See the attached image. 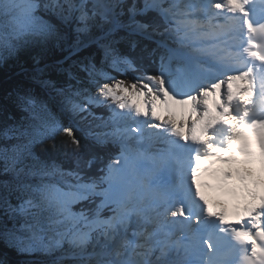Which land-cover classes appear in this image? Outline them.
Returning <instances> with one entry per match:
<instances>
[{"label":"snow or ice","instance_id":"obj_1","mask_svg":"<svg viewBox=\"0 0 264 264\" xmlns=\"http://www.w3.org/2000/svg\"><path fill=\"white\" fill-rule=\"evenodd\" d=\"M0 18V66L39 49L18 75L49 92L39 103L30 89L10 93L27 116L0 123V175L11 176L0 180V238L59 252L53 264H264V0H0ZM55 49L67 55L49 64ZM149 63L156 74L105 71ZM45 141L73 167L36 156ZM110 144L119 151L105 164ZM218 164L238 166L241 193L231 170L217 185L243 200L235 219L201 191Z\"/></svg>","mask_w":264,"mask_h":264},{"label":"trees","instance_id":"obj_2","mask_svg":"<svg viewBox=\"0 0 264 264\" xmlns=\"http://www.w3.org/2000/svg\"><path fill=\"white\" fill-rule=\"evenodd\" d=\"M5 23L3 18H0V24ZM39 49H25L19 53V55L15 58H11L7 61V63L3 66H0V123L6 119L8 115H11L15 120L20 121L23 120L27 113L24 112L21 108L17 107L14 103V95H10L14 90H27L30 89L35 95L37 102L39 103L42 99L43 101L49 100V92L46 91L39 84L27 81L18 75V65L20 63H30L32 56L39 53ZM130 51V50H127ZM67 55L66 52H62L59 49H55L52 51H48L44 53L45 60L49 64H56L59 61H62L64 56ZM159 70L158 63H149L142 66V70L139 72H134L136 75H145L147 72H151L152 74H156ZM105 71H110L112 75L120 77L121 79H130L134 76V74L130 73L127 76L122 75L119 72L112 71L110 69H105ZM137 77V76H135ZM51 78L57 83L58 86H66L68 83V78L66 74L60 72H53L51 74ZM5 83V84H4ZM52 112L56 115H60L59 109L51 105L50 106ZM97 116H103L106 119L109 117V112L107 108H97L95 109ZM64 123H67V120L60 116ZM11 123L12 121H8ZM100 122V121H99ZM59 142V137L57 138ZM119 148L118 144H110L108 145L102 152L101 155L104 157V163H108L110 158L114 157L117 154V150ZM32 151L36 156L41 157L42 159L48 160L49 162H54L55 164L60 165L65 169H69L73 167V160L70 156L65 155L63 149H53L51 147L50 141H45L43 143H36L33 145ZM103 166V165H100ZM92 175H98V168L93 169L91 171ZM11 176L0 175V180H10ZM41 177L33 176L29 177L28 181H33V185H38L42 183L40 180ZM56 178H48L45 181L47 183L55 182ZM29 183V182H28ZM13 204L18 201L13 198ZM79 205L75 206V210H79ZM3 213L0 211V217H2ZM8 226L11 227L12 221H6ZM60 253H54L53 255H59ZM31 255V256H28ZM37 256H42V258H47L49 255L44 254L43 252H36L33 254H25L17 251L14 247L10 246L9 243L0 238V261H3L4 264H42L40 261L33 260V258ZM33 257V258H29Z\"/></svg>","mask_w":264,"mask_h":264},{"label":"rangeland","instance_id":"obj_3","mask_svg":"<svg viewBox=\"0 0 264 264\" xmlns=\"http://www.w3.org/2000/svg\"><path fill=\"white\" fill-rule=\"evenodd\" d=\"M205 54H207V52H205L202 56H200V57H198L199 59H204V60H209L210 58L209 57H207V56H205ZM130 73H132V74H134V76H137V77H140V76H142V75H136L134 72H130ZM129 73V74H130ZM118 78H120V77H118ZM94 90V89H93ZM43 100V99H42ZM45 102H47L48 100H44ZM51 105H53V104H50L49 106H51ZM55 106V105H54ZM107 120V119H106ZM97 123H101V122H99V121H97ZM129 124H130V126L131 127H134L133 125L134 124H132L131 122H129ZM108 128L110 129L111 128V124H109V126H108ZM101 130H105V129H101ZM129 143H130V145L132 146V148L134 149V150H139V149H142V147H139V145H141V143H139L138 144V142L136 141V140H130L129 141ZM119 151V148H118V150H117V152ZM53 178V177H52ZM46 179H48V178H44L43 180L42 179H40L43 183H47L45 180ZM51 179V178H50ZM30 184H34V182L33 181H28ZM55 182H57V178H56V180H55ZM55 182H50V183H55ZM36 252H38V251H35V252H31V254H33V253H36ZM25 254H30V253H25ZM60 255V254H59ZM59 255H49L47 258H42V256H37V257H35V258H33V257H29V258H33V260H36V261H40V262H42V264H53V262L55 261V259L57 258V256H59ZM28 256H31V255H28Z\"/></svg>","mask_w":264,"mask_h":264},{"label":"bare ground","instance_id":"obj_4","mask_svg":"<svg viewBox=\"0 0 264 264\" xmlns=\"http://www.w3.org/2000/svg\"><path fill=\"white\" fill-rule=\"evenodd\" d=\"M206 48H209L210 49V45H206L205 46ZM207 52V54H205L206 56H208L209 58H210V51H206ZM5 84V83H4ZM139 144V143H138ZM143 146V147H142ZM147 145H145V144H141V145H139V147H142V149L143 148H145ZM158 146V145H157ZM138 150V149H137Z\"/></svg>","mask_w":264,"mask_h":264}]
</instances>
